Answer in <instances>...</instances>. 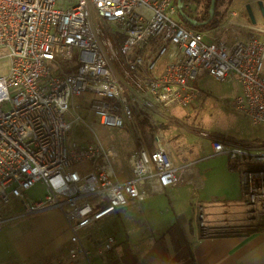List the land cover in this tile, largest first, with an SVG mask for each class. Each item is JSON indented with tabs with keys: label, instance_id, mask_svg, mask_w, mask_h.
<instances>
[{
	"label": "built area",
	"instance_id": "built-area-1",
	"mask_svg": "<svg viewBox=\"0 0 264 264\" xmlns=\"http://www.w3.org/2000/svg\"><path fill=\"white\" fill-rule=\"evenodd\" d=\"M177 1L68 0L67 8L58 9L57 0H0V67L7 72L0 75V205L13 197L21 202L23 217L62 213L73 244L70 263L86 259L91 264L81 232L150 198L148 181L169 190L182 185L185 168L173 164L170 145L160 138L146 144L144 112L197 103L203 96L198 79L206 71L219 81L236 74L241 94L233 108L252 126L264 128V34L254 30L244 40L226 42L215 29L201 32L174 20L180 14ZM93 10L115 28L119 47L104 48L93 27ZM228 18L226 29L237 12ZM84 94L109 100L79 105L75 99ZM83 111L102 126L129 129L137 151L128 157L125 173L117 169L120 151L99 139ZM209 138L212 156H227L240 174L249 230L264 227V147ZM85 162L90 173L69 170ZM37 184L46 187V195L32 202L28 192ZM16 219L0 214V232ZM114 243L109 238L98 255L112 251Z\"/></svg>",
	"mask_w": 264,
	"mask_h": 264
},
{
	"label": "crops",
	"instance_id": "crops-1",
	"mask_svg": "<svg viewBox=\"0 0 264 264\" xmlns=\"http://www.w3.org/2000/svg\"><path fill=\"white\" fill-rule=\"evenodd\" d=\"M155 140L147 142L152 145ZM190 164L181 167L185 169L180 187L162 189L152 179L147 183L150 198L82 231L92 252L91 264H264V229L249 230L240 174L230 168L219 192L200 194L205 174L197 162ZM22 219L24 225L5 229L8 222L0 232V264H90L86 259L68 262L73 245L62 213L43 212ZM201 222L208 235L203 234ZM40 235L43 238L38 240ZM109 238L115 241L113 250L98 255V248Z\"/></svg>",
	"mask_w": 264,
	"mask_h": 264
},
{
	"label": "rangeland",
	"instance_id": "rangeland-1",
	"mask_svg": "<svg viewBox=\"0 0 264 264\" xmlns=\"http://www.w3.org/2000/svg\"><path fill=\"white\" fill-rule=\"evenodd\" d=\"M57 1L58 9H64L69 6L67 5L68 0ZM243 7V1L234 2L233 6L229 9V13H236V11L240 12ZM202 9L203 3L199 0H194L185 7V11L189 13L188 15L196 17H199ZM222 9H225V4H223ZM173 19L178 22H185L180 14ZM225 22L226 19L219 28L212 31L222 40L231 43L237 40H244V38L247 37V29L243 20L237 18L233 26L228 27V29L223 27ZM92 23L104 48L109 51L113 46L119 47L120 41L115 42V28L108 22L101 20L97 16L95 10L92 11ZM164 65L165 63L163 62L159 66V69H162ZM118 67L119 66L116 65V68ZM116 70V74L128 83L129 79L125 77V74L123 75L122 72L118 71L119 69ZM6 73L7 72L0 67V75ZM198 86L203 91V96L200 101L190 107L181 108L173 106L170 107L168 112L157 109L155 112L147 113L158 129L157 135L170 145V151H172L170 158L175 166L177 165L181 168L191 162L198 163L197 165L204 172L206 180H204L205 186L203 190L200 189V192H197L203 194L210 191L219 192L217 188L223 186L222 184L225 183V180H227L226 178L230 177L229 171H231L230 161L227 156H212L211 140L209 136L213 134L216 137L238 144L264 147V128L252 126L245 114L233 108L232 103L235 97L241 94V85L236 74H231L225 81H219L206 71L202 74L201 78L198 79ZM102 100L109 99L101 95L84 94L76 98L75 102L79 105H83L84 102L91 103L93 101ZM83 117L87 123L93 127L95 133L103 143L114 145L120 151L122 160L117 165V169L125 173L128 165V157L137 151V145L133 141L129 129L118 130L102 126L99 123L98 117L88 115L84 111ZM141 128H144L142 122ZM143 132L144 140L146 144L150 146L151 144L147 142L149 138L146 136L147 134L145 131ZM70 135L71 134H69V136ZM149 141L151 142V140ZM69 170L78 172L81 176H84L90 173L92 168L91 164L85 162L76 164L69 168ZM235 175L239 177L237 173ZM121 179H124V176H122ZM183 189L187 188L183 186ZM45 195L46 187L42 184H37L28 192V196L32 202L44 199ZM0 212L6 218L13 216L17 217V221L10 222L5 229L25 224L22 219L24 218L23 215L25 210L21 202L13 197L11 202L5 207L4 205H0ZM257 230L258 229H254L252 231ZM82 235L84 236V232H82L81 236ZM42 238L43 235L38 236V240ZM82 240L86 247L87 239L82 238Z\"/></svg>",
	"mask_w": 264,
	"mask_h": 264
},
{
	"label": "trees",
	"instance_id": "trees-1",
	"mask_svg": "<svg viewBox=\"0 0 264 264\" xmlns=\"http://www.w3.org/2000/svg\"><path fill=\"white\" fill-rule=\"evenodd\" d=\"M194 0H183L184 5L188 3L193 2ZM203 3V9L200 12L199 18L201 21L204 22V24L201 27H195L186 22L188 26L191 28L201 31V32H208L211 31L217 27H219L226 19V17L229 15V9L233 6L228 4V6L225 9H222L223 4H225L224 0H216L217 9L215 12V16L211 19L210 9L212 0H199ZM185 14L189 17V13L185 11ZM142 125H143V131L147 134L146 136L149 138V140L154 141L157 138L158 129L155 127L156 125L153 124L150 115L147 112H144L141 119ZM150 129V130H147ZM153 131V132H151ZM154 139V140H153ZM264 229V227L258 229L261 230Z\"/></svg>",
	"mask_w": 264,
	"mask_h": 264
},
{
	"label": "flooded vegetation",
	"instance_id": "flooded-vegetation-1",
	"mask_svg": "<svg viewBox=\"0 0 264 264\" xmlns=\"http://www.w3.org/2000/svg\"><path fill=\"white\" fill-rule=\"evenodd\" d=\"M243 1L244 7L243 9L237 12V18H240L244 21L246 27L250 28L247 29V35H252L255 33L264 34V0H224L225 8L230 4L233 5L234 2ZM192 20L198 22L200 27L204 24L203 21L199 17L196 16H189ZM236 18V19H237ZM235 19V20H236Z\"/></svg>",
	"mask_w": 264,
	"mask_h": 264
},
{
	"label": "water",
	"instance_id": "water-1",
	"mask_svg": "<svg viewBox=\"0 0 264 264\" xmlns=\"http://www.w3.org/2000/svg\"><path fill=\"white\" fill-rule=\"evenodd\" d=\"M177 6L181 17L185 20V22H187L192 26L200 27L197 21L192 20L190 17H187V15L185 14V10H184L185 5L183 0H178ZM215 12H216V0H212L211 9H210L211 19L215 16Z\"/></svg>",
	"mask_w": 264,
	"mask_h": 264
}]
</instances>
